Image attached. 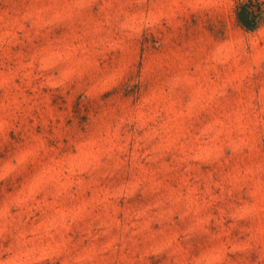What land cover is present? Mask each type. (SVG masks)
Here are the masks:
<instances>
[{
    "label": "rangeland",
    "instance_id": "obj_1",
    "mask_svg": "<svg viewBox=\"0 0 264 264\" xmlns=\"http://www.w3.org/2000/svg\"><path fill=\"white\" fill-rule=\"evenodd\" d=\"M234 9L0 0V264H264V22Z\"/></svg>",
    "mask_w": 264,
    "mask_h": 264
},
{
    "label": "trees",
    "instance_id": "obj_2",
    "mask_svg": "<svg viewBox=\"0 0 264 264\" xmlns=\"http://www.w3.org/2000/svg\"><path fill=\"white\" fill-rule=\"evenodd\" d=\"M235 17L241 27L255 30L264 22V5L260 0H235Z\"/></svg>",
    "mask_w": 264,
    "mask_h": 264
}]
</instances>
